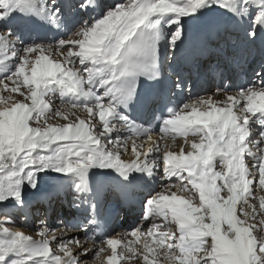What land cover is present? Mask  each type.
Here are the masks:
<instances>
[{"label": "snow or ice", "instance_id": "snow-or-ice-1", "mask_svg": "<svg viewBox=\"0 0 264 264\" xmlns=\"http://www.w3.org/2000/svg\"><path fill=\"white\" fill-rule=\"evenodd\" d=\"M249 3L261 6L248 32L255 38L256 25H264V0H124L91 24L85 21L66 39L22 49L16 70L0 78V102L6 99L4 93L19 97V111L3 117L0 128V202L22 200L23 185L35 188L38 173L48 169L84 174L99 166L115 169L127 179L132 171L154 169L162 160L165 177L173 183L147 199L142 221L151 219V223L131 229L132 239L117 234L91 247L88 241L96 237L87 228L96 222L94 197L89 201L92 218L79 228L58 221L59 236H50L56 229L41 221L39 238H34L6 226L10 217L3 216L0 264H85L84 257L89 255L92 264H130L141 259L143 264H264V65L245 88L217 87L211 95L189 98L163 120L160 139L146 151L141 150L142 144L127 141L141 129L150 138V127L136 125L127 116L122 123L113 121L118 97H134V90L122 86L120 79L160 74L156 70L158 37L149 29H156L161 20L153 17H173L169 24L177 27L170 37V51H175L177 41L184 42L183 17L206 6L236 12ZM49 7L41 4L39 11ZM17 10L36 11L37 0H0V20ZM59 11L56 8L53 16ZM17 40L11 30L0 29V58L17 55ZM213 44L218 46V41L204 35L197 48L206 58ZM236 65L243 67L239 61ZM208 70L218 78L224 73L219 63H210ZM98 77L101 88L108 86L105 91L85 88ZM56 80L71 92L83 91L95 98L92 103L71 105L86 116L70 120V109L53 107L48 87ZM53 114L67 122L50 124ZM254 121L261 131L252 140ZM117 128L129 130V135L111 137ZM177 137L185 145L179 151L161 144ZM55 195L45 194L42 199L50 202ZM76 229L84 233V240L74 234ZM13 254L15 258L9 259Z\"/></svg>", "mask_w": 264, "mask_h": 264}, {"label": "bare ground", "instance_id": "bare-ground-1", "mask_svg": "<svg viewBox=\"0 0 264 264\" xmlns=\"http://www.w3.org/2000/svg\"><path fill=\"white\" fill-rule=\"evenodd\" d=\"M92 1L93 0H37L36 13H38L39 6L41 4L50 6L49 10L45 11L47 18L51 21L60 22L67 25L68 33L62 34L58 38H55L54 35L42 36L34 33L33 30L25 23H22L21 25L18 22V16L14 13L3 20H0V29H9L11 30L13 36L18 37V40L14 42L16 45L17 55H5L0 58V60H2V62H0V76H8L16 70L17 65L21 60L22 49L26 45L34 43L50 44L55 43L62 38L66 39L72 32H75L78 28H80L85 21L91 24L93 20L95 21L101 18L102 15H105L106 12L115 7L116 4L124 2V0H95L99 4V12L89 13L87 10ZM179 2L184 3L186 0H179ZM260 7L261 6L257 3H249L246 6H241V8L236 12H233L221 6H206L199 10L196 14L183 17L181 19L184 37L186 30L193 27L194 24L199 20H209L213 23L222 22L229 25V28L227 29L228 31H226L224 35L217 39L218 46L217 44L213 45L214 50L209 52V58L206 62H203L202 74L206 81L205 86L199 84L197 82L198 75L194 76L191 72L192 67L199 66V59L198 62L197 60L195 61L191 58L188 59V67L180 64L182 52L178 49V47L182 42L177 41V47L175 51L170 52L168 50L170 37L177 27L176 25L169 24V21L173 19V17L171 15H167L162 18H152L153 20H161V23L157 26V28L149 29V32L158 37V54H164V51H166V53H170V55L168 54L170 64L168 68V76L173 79L172 75L174 73V69L178 70L182 76L180 80L176 79L178 82L176 84L178 90L177 93L174 94V100L178 102L180 106L189 98L211 95L217 87L223 88L227 86L229 90L235 91L237 89H241L239 86L240 83L245 81H250V83L253 82L256 77V73L260 71L262 65H264V53L256 45L258 34H260L261 38H264V25H258L259 29L255 38H250L248 36V38L245 39L242 34L235 31L234 22L239 21L250 28V26L255 23V16L259 13ZM56 8H59L60 11L55 13V16H53ZM16 12H19V10ZM229 33L231 34V38L226 39L225 37ZM72 39H76V37H72ZM182 45L183 52H186L189 55L195 54V57L198 58V52L195 51L191 46L186 43H183ZM237 61L243 63L242 68L236 65ZM210 63H219L224 67V73L219 78L208 70V65ZM172 64H174L175 67H171ZM100 79L101 78L99 77L96 78V81L93 85H85V88L93 87L99 93H102L107 89L108 86L101 88L99 85ZM184 82L186 85H183ZM119 83L121 84V80ZM48 94L49 99L53 103V107L60 108L61 110L70 109V120H75L77 116L87 115L78 108H71L73 103H92L95 99L94 97L85 96L83 91H79V93L69 91L67 85L61 80H56L49 85ZM4 96L6 99L3 102H0V110H3L0 111V128H2L3 125V117L11 116L19 111V106L16 104V101L19 99V97H15L14 99L9 98L10 95L8 93H4ZM215 99L222 100L223 97L217 96ZM8 101H12V104H9ZM124 116L128 117L127 107H125L123 103H119L117 111L113 116V121L117 124L122 123V117ZM48 122L54 125H64L67 121L64 118L56 117L55 114H53L50 116ZM161 126L151 131L150 138L145 137L144 135L133 134L132 132L131 138L128 139L127 143L131 145L133 141H135L142 144V151L144 150V146H149L150 148L153 146L155 140L160 139ZM250 127L252 128V134L249 139L254 140L256 136L259 135L261 126L254 121ZM154 133H156L159 138L157 136L155 137ZM128 135L129 130H121L119 128L111 133V137H126ZM189 139H191V137H189ZM165 142L168 144L169 150L179 151L181 147H185L183 138L181 137H177L175 141H172L170 138L167 139V141L162 140L161 144L163 145ZM130 155L131 153L129 156ZM217 159L219 160L220 158L217 157ZM161 161L158 162L159 166L154 169L140 170L143 174L142 184L135 192L137 197L142 201L141 204L129 205L127 208L126 217L114 220L112 226L108 227L107 234L103 236L99 235L94 223L88 224L87 232L94 234L96 237L95 240L88 241L89 247L94 246V243H98L99 240L109 236H117V234L125 236L126 239H132L129 233L131 229L134 228L135 223L140 221V223H143L145 227L151 223V219L142 221V218L146 215L144 201L148 199L147 197H149L151 191H157L158 185H160V189L162 190L165 184L173 183L172 180H169L167 177H165V174L162 173L160 168ZM120 174L121 173L115 169L101 168L99 166L90 168L84 174L78 172L62 174L52 169L40 171L38 173L39 182L35 188L30 187L27 183L23 185L22 200L10 199L0 202V218L9 215H11V217L14 216L10 218L11 223L6 226L14 230L23 231L25 234L32 235L34 238H39L38 233H35V230L36 228L39 229L40 222L49 220L50 224L48 223V227L51 229V226H54L56 229L55 233H50L49 235L59 236L61 234V230L57 223L58 221L62 220L65 223H70L73 226L79 228L82 221L87 222V220L91 219V215L89 213V201L93 198V196L88 195L89 184H94L96 180H101L105 184L104 188L109 189L106 194H104V196H107V194H110L109 192H111V187L117 188V184L114 182V180H117ZM52 193H56V195L50 202H46L44 199H42L45 194ZM56 197L60 198L59 202L61 205V211L59 215H57L59 208L55 202ZM71 198L72 204L70 203ZM116 200L118 202L116 204L121 206L122 199L117 198ZM42 209L45 213V219L42 220L38 218L34 225L33 222H31V219L36 217L37 213L39 211L41 212ZM16 216H20V220H18ZM25 216H27V220L22 219V217ZM55 216L56 220L54 222L50 220ZM159 222L160 221L157 220V223ZM74 234L79 235L81 240L85 239L84 233L79 229L74 230ZM53 247H55V244H53ZM14 258V254L9 256V259ZM85 259H88L87 264H92L91 255L84 257V260ZM138 263L143 264V261H135V264Z\"/></svg>", "mask_w": 264, "mask_h": 264}, {"label": "rangeland", "instance_id": "rangeland-1", "mask_svg": "<svg viewBox=\"0 0 264 264\" xmlns=\"http://www.w3.org/2000/svg\"><path fill=\"white\" fill-rule=\"evenodd\" d=\"M103 16V15H102ZM94 21V20H93ZM168 48H169V50H170V44H169V46H168ZM171 52V51H170ZM3 74V73H2ZM3 78V77H5V76H0V78ZM10 95V94H9ZM13 99L15 98V97H12ZM8 103L9 104H12V101H8ZM13 107V106H12ZM154 135H155V137L157 136L158 137V135L156 134V133H154ZM159 138V137H158ZM143 142H145V141H143ZM147 148H149V146H144V150L146 151L147 150ZM187 150V149H186ZM39 151V150H38ZM129 154H130V151H129ZM160 168H161V171H162V173L163 174H165V172H164V165H163V162L161 161V166H160ZM8 169H4L3 171H7ZM0 175H2V173H0ZM176 188L178 189L179 188V184H178V182L176 183ZM161 189H160V185H158V188H157V191H160ZM157 191H151V193H150V195H149V197L152 195V194H154V193H156ZM187 193H185V195H186ZM149 197H147V198H149ZM71 202V204H72V198H71V200H70ZM147 200H145L144 202H146ZM57 206H58V208H59V210L57 211V215H59L60 214V211H61V208H60V202H58L57 201ZM44 215H45V213L43 212V209H42V211L40 212H38L37 213V216L36 217H34V218H32L31 219V222H33V224L36 222V220L39 218V219H45V217H44ZM74 216V215H73ZM8 217H10V218H12V217H14V216H12L11 217V215H9ZM17 217V219L18 220H20V216H16ZM120 217H123V214H119V218ZM22 219H26L27 220V216H25V217H22ZM50 220H52L53 222L56 220V216L55 217H52ZM49 223V220H47V224ZM50 224V223H49ZM138 224H140V221H138L137 223H135V226H134V228L138 225ZM35 225V224H34ZM52 228H54V226H51V229ZM38 230L39 229H37L36 228V230H35V233H38ZM0 238H4V234L3 233H0ZM142 245H143V241H141V247H142ZM142 260V259H141ZM140 260V261H141ZM85 264H87V262H88V259H85ZM131 263V262H130ZM121 264H125V262L124 261H121ZM131 264H135V260H133L132 261V263ZM139 264V263H138Z\"/></svg>", "mask_w": 264, "mask_h": 264}]
</instances>
